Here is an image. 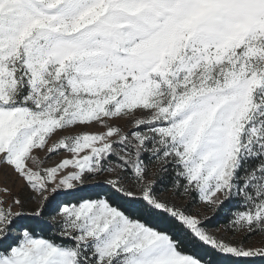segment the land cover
<instances>
[{
  "label": "snow or ice",
  "instance_id": "obj_1",
  "mask_svg": "<svg viewBox=\"0 0 264 264\" xmlns=\"http://www.w3.org/2000/svg\"><path fill=\"white\" fill-rule=\"evenodd\" d=\"M0 177V264L264 260V0H0Z\"/></svg>",
  "mask_w": 264,
  "mask_h": 264
},
{
  "label": "rangeland",
  "instance_id": "obj_2",
  "mask_svg": "<svg viewBox=\"0 0 264 264\" xmlns=\"http://www.w3.org/2000/svg\"><path fill=\"white\" fill-rule=\"evenodd\" d=\"M39 156H41V157H43L44 156V153H39ZM62 158H64V157H62V156H56L54 159L55 160H60V159H62ZM153 171H155V169H153ZM108 178H110V177H108V175L106 174L105 176H101V177H99L98 178V180L97 181H92V182H90V185H89V187H95V186H106V184L105 183H103L106 179H108ZM0 179H2V177H0ZM12 179L13 178H9V180L7 181V183H8V186L11 188L12 187ZM20 187H22V184H17V186H16V190L18 191L19 190V188ZM169 195L170 194H168V193H164V195H163V198H169ZM176 203H178V204H181V205H187V201H185V200H179V201H176ZM193 207L191 208V211L193 212V213H196V212H199L200 213V216H201V218H204V217H212L213 216V214L211 213V212H207V211H205L204 210V208H203V206L202 205H199V206H195L194 207V205H192ZM212 231H213V233L216 235V236H224L225 238H231V237H228V235H227V233L225 232V230H224V227H221V228H218V229H211ZM240 237L239 236H237V237H235V239H239ZM259 237H256V238H254V240L252 241V243H254V244H259Z\"/></svg>",
  "mask_w": 264,
  "mask_h": 264
},
{
  "label": "trees",
  "instance_id": "obj_3",
  "mask_svg": "<svg viewBox=\"0 0 264 264\" xmlns=\"http://www.w3.org/2000/svg\"><path fill=\"white\" fill-rule=\"evenodd\" d=\"M106 187L107 186H102V185L101 186H95V189L99 191V190L105 189ZM159 188H160L161 191H163L164 185L163 184L159 185ZM187 202L188 203H187L186 206H188L190 209L193 207L192 205H194V207L196 206L191 201H187ZM223 222H224L223 215H221L220 217H216V218L212 219L211 222L209 223V228L210 229H218V228L224 227V223ZM50 223H51V221L46 218L45 225L36 229L37 233L40 234V235L49 236L50 235V230H49L48 225ZM182 250L185 251V252L189 251L186 248L182 249ZM255 264H264V260L256 259Z\"/></svg>",
  "mask_w": 264,
  "mask_h": 264
}]
</instances>
